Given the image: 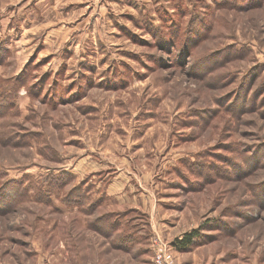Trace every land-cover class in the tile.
<instances>
[{
  "label": "rangeland",
  "instance_id": "1",
  "mask_svg": "<svg viewBox=\"0 0 264 264\" xmlns=\"http://www.w3.org/2000/svg\"><path fill=\"white\" fill-rule=\"evenodd\" d=\"M0 114V264H264V0H0Z\"/></svg>",
  "mask_w": 264,
  "mask_h": 264
},
{
  "label": "built area",
  "instance_id": "2",
  "mask_svg": "<svg viewBox=\"0 0 264 264\" xmlns=\"http://www.w3.org/2000/svg\"><path fill=\"white\" fill-rule=\"evenodd\" d=\"M154 250L151 264H172V246L166 247V244H160L156 241V238L153 240Z\"/></svg>",
  "mask_w": 264,
  "mask_h": 264
},
{
  "label": "trees",
  "instance_id": "3",
  "mask_svg": "<svg viewBox=\"0 0 264 264\" xmlns=\"http://www.w3.org/2000/svg\"><path fill=\"white\" fill-rule=\"evenodd\" d=\"M83 182L84 181L82 180V182L79 185L81 186ZM87 191H90V188H88ZM77 203H81V202L77 201ZM196 233L197 231L195 229H192L189 232H185L183 236L175 239V241L173 242L174 246L177 249H185L186 247H188L189 245L193 243V239L197 235Z\"/></svg>",
  "mask_w": 264,
  "mask_h": 264
},
{
  "label": "crops",
  "instance_id": "4",
  "mask_svg": "<svg viewBox=\"0 0 264 264\" xmlns=\"http://www.w3.org/2000/svg\"><path fill=\"white\" fill-rule=\"evenodd\" d=\"M90 163H91L90 165L93 166L95 169L98 168V165H101V164H98L97 162H94V161H91ZM92 171H94V170H92ZM115 184H118V181L116 180V178H115L114 180H112V181L109 183L108 186L112 187V186H114Z\"/></svg>",
  "mask_w": 264,
  "mask_h": 264
}]
</instances>
